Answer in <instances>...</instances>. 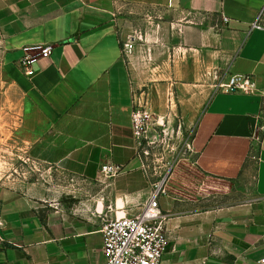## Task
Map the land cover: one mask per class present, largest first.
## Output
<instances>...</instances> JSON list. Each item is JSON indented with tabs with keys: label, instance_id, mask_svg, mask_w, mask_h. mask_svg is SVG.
<instances>
[{
	"label": "crops",
	"instance_id": "1",
	"mask_svg": "<svg viewBox=\"0 0 264 264\" xmlns=\"http://www.w3.org/2000/svg\"><path fill=\"white\" fill-rule=\"evenodd\" d=\"M263 8L264 0H0V54L24 163L51 172L31 178L24 167L2 181L0 264H105L103 226L138 214L150 192L133 96L155 119L194 127L192 167L205 179L191 195L163 196L162 264H261L264 30L252 24ZM123 41L134 44L128 60ZM32 46L52 54L28 77L20 61ZM233 76H251L256 91H219ZM105 165L121 171L107 178ZM250 169L246 192L236 183ZM219 194L241 199L184 210Z\"/></svg>",
	"mask_w": 264,
	"mask_h": 264
},
{
	"label": "built area",
	"instance_id": "2",
	"mask_svg": "<svg viewBox=\"0 0 264 264\" xmlns=\"http://www.w3.org/2000/svg\"><path fill=\"white\" fill-rule=\"evenodd\" d=\"M223 19L225 22L229 21L228 18ZM252 29L264 30V8L252 24ZM133 49L132 42H121L122 58L128 60ZM23 52L24 56L20 61L21 69L26 76L33 77L36 73L35 65L40 59L51 57L52 47H26ZM220 89L226 93L252 94L256 91V82L251 76H233L227 84L221 85ZM153 120L154 117L146 104L133 96V133L137 142L138 157L143 162L142 168L147 179L149 176L144 162L147 152L144 150V144L149 138V126ZM188 147L190 149L191 145ZM120 171L112 165H105L101 169L102 174L107 178L117 176ZM165 194L161 183L151 185L148 200L138 214L116 218L103 226L101 232L104 238L105 264H162L168 245L167 216L162 212L160 204V199ZM4 228L0 201V251L5 242ZM261 264H264V258Z\"/></svg>",
	"mask_w": 264,
	"mask_h": 264
},
{
	"label": "rangeland",
	"instance_id": "3",
	"mask_svg": "<svg viewBox=\"0 0 264 264\" xmlns=\"http://www.w3.org/2000/svg\"><path fill=\"white\" fill-rule=\"evenodd\" d=\"M6 83L7 80L0 54V185L7 177L22 175L24 167L31 172L29 175L31 178H42L46 169L49 171L47 167L42 169L35 168L34 163H24L25 154L21 151L19 142L17 109L14 103L9 102V96L6 93ZM218 90L222 91L220 88ZM149 129V138L144 144V150L147 152L144 162L147 167L146 170L149 176L147 181L150 188L151 185L161 183L165 192L169 193L172 189L176 194H181V196L193 194L192 191L196 189L195 186L203 188L205 179L199 172L193 170V149L188 147L191 145L190 143L194 136V127H189L180 118H168L165 121H159L154 117ZM52 173L53 175L55 174V179L59 178L60 180L61 175L58 176L55 171ZM252 174V169L243 174L237 181L236 186L246 192L252 191ZM194 184L196 185L194 186ZM218 191L221 192L220 190ZM162 198L160 201H162ZM240 199L238 196L219 194L197 204H190L184 210H196L235 203L239 202Z\"/></svg>",
	"mask_w": 264,
	"mask_h": 264
}]
</instances>
